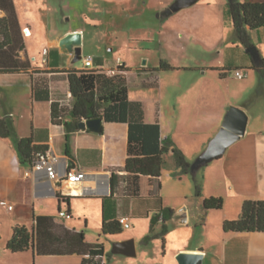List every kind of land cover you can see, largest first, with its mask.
Instances as JSON below:
<instances>
[{
	"label": "crops",
	"instance_id": "0c3cea01",
	"mask_svg": "<svg viewBox=\"0 0 264 264\" xmlns=\"http://www.w3.org/2000/svg\"><path fill=\"white\" fill-rule=\"evenodd\" d=\"M20 1H27V5L37 8L38 3H44L46 0H13L19 23L17 35L25 48L17 56L0 52V69L19 70L14 73H0V100H7L6 105H3L6 106L4 115L0 114V119L6 120L19 137H32L35 145L48 146L50 157L56 162L58 178L52 179L46 172H32L30 168L22 166L13 140L0 138V211H5L7 214L6 218L0 217V264H83V260L90 257L87 254V244L103 246L105 255L96 257L94 260L98 261L100 258H104V263L109 264L107 242L111 244L110 240L119 234L105 235L102 232L100 239L92 240L87 231L81 230L77 226H69L68 220L59 215L61 210L66 209L73 217H85L88 225L90 219L87 207L91 204L97 207V214L101 217V231L105 218L117 221L120 218L130 220L131 228L129 230H135L130 239H134L136 242L137 256L129 258H138V260L128 264H165L161 262V259L163 260L168 255V242L170 241L168 221L163 220L162 214L166 208L174 211L169 222L174 223L175 227H189L190 229L194 222L195 226L202 227V235L205 236L204 241L196 242L194 246H191L185 244L191 235L189 233L180 235L176 239L179 245H176L175 255L183 252L202 253L204 254V264H264V232H226L224 229L226 221L237 220L241 217L245 201L264 200V122H259L257 116L251 117L250 115L246 136L230 147L221 158L205 166L206 170L200 179V195L196 193L194 198L186 196L183 199L181 197L179 207H175L165 200L163 172L159 179H151L146 176H135L125 171L129 158V125L127 123L105 121L102 134L87 130L73 133L70 142V157L66 153L65 127L53 122L52 106L54 101L61 105L65 103L71 105L69 103L72 102V99L68 97L69 91H67L65 99L55 92L56 77L66 76L65 79L63 78V82L67 88L69 87L67 71L86 69L85 67L72 69L68 62L73 61V55L60 45L61 39L65 36L75 32L80 33L83 30H68L58 37H52L50 33L44 36L42 33L41 43L44 42V46H40L39 54H42L43 57L42 60L37 57V60H33L36 55L30 49L28 39L34 37V25L32 23L26 25L22 20ZM93 1L100 3L108 0ZM176 1L173 0L171 3L165 4L163 9L170 8ZM239 1L242 3L264 2V0ZM188 9V12L182 15L184 21L189 14H192L195 18L194 23L200 26L230 24L233 27L228 0H204L199 6L188 7ZM7 15L8 11L0 8V19ZM185 22L189 24V22ZM25 34L28 35L25 36ZM251 38L264 58V28L251 31ZM225 46L224 59L219 61L218 65H212L206 60L202 65L177 69L192 71L197 75H206L212 71L219 73L221 80H228L230 75L228 70L245 69L249 72L248 68L254 67L251 57L241 44L234 42ZM82 49L84 51L83 45ZM45 51L48 53L45 54ZM119 59L125 69L130 70L124 72V75L129 87V99L138 104L133 106L134 120L137 121L140 118L139 120L144 123L159 124L162 139H173V131L166 130L164 117L158 115L161 111L158 110L156 116L151 115L143 99L132 95V86H136L138 83H141L143 87L159 86L162 70H158L156 66H147L134 71L121 58H118L116 65L108 68L105 59L101 56L94 57L93 67L96 69L93 70L102 71L111 77L120 73ZM16 61L23 65L20 67ZM24 63H29L27 71H23ZM138 70H143L140 73L141 77L133 82L132 78L138 75ZM41 80L51 89L50 101H37L34 98L33 87L36 82H41ZM21 88L24 95L27 94L29 97V100L21 105L25 109L26 106H31L30 128L27 122L21 124L17 120L15 121L14 109L7 107L10 106L8 95L13 98L17 97V101L20 102L19 89ZM198 100L201 101L200 98ZM244 104L239 103L238 106L248 112L245 109L247 106ZM226 113L225 107L221 111H211L210 109L203 117L204 121L215 129L214 134H217L221 128ZM27 115L28 113L25 111L20 117L27 121ZM252 121L254 122L253 129L251 128ZM74 169L85 172L86 177L83 181L72 183L66 180L67 171ZM113 174L116 175L114 190L112 186ZM186 176L183 175L181 178ZM59 194L70 196L69 204L62 203L59 200ZM211 197L223 198V209L206 210L204 202ZM3 201L11 204L13 210H9L7 206L3 205ZM81 205L86 207L84 211L79 209ZM185 207L188 209V224L181 225L176 223L175 217ZM157 216H159L158 223L152 232L151 222ZM39 217L52 218L53 220L38 221ZM138 219L148 221L147 228L143 227V231L140 228L144 225H141ZM160 220L164 222V227L168 228L167 234L162 237L160 235L163 229H160ZM16 226H27L29 229H34L35 232H38L40 228L41 244L44 249L53 250L67 246L68 237L76 238L75 234L68 231L76 234L83 233L84 241L75 243L70 252L62 254L40 253L36 247L25 252L13 253L7 249V244L12 239ZM47 234L50 236L47 237ZM151 234L155 236L154 239L148 245L144 244V238ZM126 240H116L115 242ZM161 242L163 243L162 258L156 254L155 250ZM138 243L141 244V252ZM67 247H71V245ZM140 253L143 254V261L140 260ZM214 256L219 257L215 263H213Z\"/></svg>",
	"mask_w": 264,
	"mask_h": 264
},
{
	"label": "rangeland",
	"instance_id": "374dc122",
	"mask_svg": "<svg viewBox=\"0 0 264 264\" xmlns=\"http://www.w3.org/2000/svg\"><path fill=\"white\" fill-rule=\"evenodd\" d=\"M171 1L173 0H148L147 2L146 0H108L97 3L93 0H46L44 3H38L37 8L27 5V1H20V13L26 25L30 23L34 25V37L28 39V45L36 55L33 60L37 58L42 60L43 56L39 54L40 46H44V42L41 43L42 33L44 36L50 33L52 37H58L68 30H83L80 32L84 34L83 59L77 63L69 61L68 65L72 69L85 67L84 59L89 56L92 59L98 56L103 57L108 68L116 65L118 58H121L134 71L147 66L159 68L162 61L174 67V70L161 72L159 86L143 87L141 83H138L132 86V95L143 99L151 115L156 116L158 110L161 111L158 115L164 117L166 130L173 131L174 137L171 139L173 147L181 150L187 161L193 164L216 135L214 134L215 129L203 119L210 109L221 111L225 107L227 110L229 106L239 107V103H245L247 114L250 113L251 117L257 116L259 122H264V81L261 79L260 72L254 68H248L249 76L244 79H238L234 76V72H230L228 80H221L219 73L212 71L206 75H197L192 71L178 70L179 67L202 65L206 60L212 65H218L219 61L224 59L225 45L237 42L234 29L230 24L200 26L194 23L195 18L192 14L185 18L190 25L187 24L182 19V15L188 12V8L170 17L159 16L166 10L163 6ZM203 1L200 0L189 8H195ZM145 60L148 61L146 65H144ZM137 72L138 75L132 78L133 82L141 77L140 73L143 70ZM56 78L55 92L65 99L69 91V87L65 88L63 82L66 76L60 75ZM21 90L22 88L19 89L20 102L17 101V97L7 96L10 97V106L7 107L14 109L15 121L21 124L27 122L30 128L31 106H26L25 109L21 105L29 100V97ZM199 98L201 101L198 100ZM6 103L7 100H0L1 115H4L6 106L3 105ZM25 111L28 113L27 121L20 117ZM27 125H25L26 128ZM253 127L254 122L252 121L251 128ZM165 158L164 197L168 203L179 207L182 198L196 197V183L190 175H184L186 177L181 178L183 175L180 174L175 164L172 151ZM205 170L203 167L197 171L199 184ZM87 208L90 219L88 225L83 216H71L66 220L69 226H77L87 231L92 240L100 239L102 231L101 217L97 214L98 209L93 204ZM79 209L84 211L86 207L81 205ZM64 211L67 210L64 209ZM0 217L6 218V212L1 210ZM138 221L144 225L140 230L143 231L145 226L147 228V220L138 219ZM167 225L170 239L169 253L163 260L161 259L162 263L179 264L178 254L175 255L174 250L179 245L176 239L180 235L186 233L191 235L190 239L185 242L186 245L194 246L196 242L201 243L205 240L202 227L195 226L194 222L190 229L189 227H175L174 223L169 221ZM159 226L160 229L164 228L162 220ZM133 231L135 230L124 229L121 234L110 240L111 244L107 242L108 254L111 253L116 240L132 238ZM137 245L141 252V244ZM155 250L156 254L162 258L163 243L161 242ZM142 257L143 254L140 256V260L143 261ZM136 260L138 258L110 255L107 261L109 264H128ZM218 260L219 257L214 256L213 263Z\"/></svg>",
	"mask_w": 264,
	"mask_h": 264
},
{
	"label": "trees",
	"instance_id": "16d2710c",
	"mask_svg": "<svg viewBox=\"0 0 264 264\" xmlns=\"http://www.w3.org/2000/svg\"><path fill=\"white\" fill-rule=\"evenodd\" d=\"M0 8L6 9L8 15L0 19V52L17 56L25 48L22 40L18 39L19 23L13 6V0H0ZM229 13L232 19L233 28L236 36V42L245 49L254 47L251 38V31L264 28V2L242 3L239 0H228ZM25 33V31H24ZM25 36H27L25 34ZM253 62L254 69L261 74L264 81V58L261 64L256 66L252 56L247 53ZM18 64L19 62L16 61ZM20 67L23 65L19 63ZM27 71L29 63H24ZM175 68L166 62L160 64L158 70L170 71ZM236 69L228 70L233 72ZM19 71L12 68L0 69V73H14ZM120 73L108 76L102 71L93 69L70 70L68 73L69 92L72 94V102L68 105H61L54 101L52 106V120L57 125H63L66 130L67 150L66 153L71 157L70 142L73 133L80 130L79 124L90 118L103 117L106 122L127 123L129 125V158L125 171L135 176H146L151 179H159L162 176L163 168L166 163V155L172 151L175 164L180 170L181 175H190L196 183V193L200 195L201 186L198 182L197 171H192L191 163L187 161L185 155L178 148L173 147L170 139L163 140L161 137V127L159 124H148L137 121L133 118V103L129 99V87L124 72V65L119 67ZM224 75V74H223ZM33 95L37 101H50L51 89L44 81L36 82L33 87ZM139 116V115H138ZM142 120V119H141ZM0 138H10L13 140L19 162L22 166L33 168L38 158L42 154L49 152L48 146H39L34 144L32 137H19L4 119H0ZM118 178V176H117ZM116 184V175L113 174L112 186ZM59 200L64 204H69L70 196L59 194ZM107 203V202H106ZM105 203V210H106ZM224 206L223 198L211 197L206 199L204 207L206 210H221ZM60 212H63L62 210ZM59 212V213H60ZM68 217L71 213L66 211ZM163 220H171L174 211L170 208L162 212ZM159 216L154 217L151 222V231L158 223ZM53 220L52 218L39 217L38 221ZM63 228V227H62ZM226 232H264V200L245 201L241 217L237 220L226 221L224 223ZM124 231L123 226L117 220H108L103 222L102 232L105 235L121 234ZM39 228L38 232L29 229L27 226H16L12 239L7 244V249L13 253L25 252L37 248L40 253L62 254L70 252L75 243L84 241L83 233H74L75 237H68V245L71 247H59L44 249L41 244L42 234ZM168 228L164 227L161 237L166 235ZM50 235L47 234V237ZM74 236V235H73ZM53 237V235H52ZM154 235H148L143 243L148 245ZM88 259L83 260V264H94L95 258L105 255L104 248L101 245L87 244ZM112 255L111 253L108 256Z\"/></svg>",
	"mask_w": 264,
	"mask_h": 264
},
{
	"label": "water",
	"instance_id": "95a60500",
	"mask_svg": "<svg viewBox=\"0 0 264 264\" xmlns=\"http://www.w3.org/2000/svg\"><path fill=\"white\" fill-rule=\"evenodd\" d=\"M198 1L200 0H177L170 8L166 9L165 12L159 16L170 17L175 13L196 4ZM60 45L73 55V63H77L83 59V35L81 33H71L65 36L61 39ZM246 52L252 56L256 66L261 64L262 56L256 46L246 49ZM146 64L147 61L145 60L144 65ZM104 122L105 120L103 117L90 118L82 121L79 124V128L80 130H87L89 132L102 134L104 130ZM248 125L249 115L247 112L243 108L229 106L221 128L215 137L210 141L207 149L191 165L192 171H199L203 167L208 166L212 162L221 158L230 147L246 136ZM187 210L188 209L185 207L183 210L178 212L179 214L175 217L176 223L178 222L181 225L188 224ZM111 253L113 255L136 257V242L134 239L115 242L113 243ZM177 261L179 264H204V254L186 252L179 253Z\"/></svg>",
	"mask_w": 264,
	"mask_h": 264
},
{
	"label": "built area",
	"instance_id": "2783aa9c",
	"mask_svg": "<svg viewBox=\"0 0 264 264\" xmlns=\"http://www.w3.org/2000/svg\"><path fill=\"white\" fill-rule=\"evenodd\" d=\"M47 53L48 52L45 51V54H47ZM84 63H85L86 69H90L93 67V59L91 57L85 58ZM119 66H122L120 59H119ZM233 72H234V76L238 79L247 78L249 75V72L245 69H236ZM68 97H69V99H72V94L70 92L68 93ZM55 164H56V162L50 157V154L48 152L47 154L40 155L37 162L33 166V168H30V169L32 170V172L33 171H35V172H46L50 178L57 179L58 174H57ZM85 177H86L85 172L81 171L80 169L69 170V171H67V174H66V180H68L69 182H72V183L81 182L85 179ZM2 204L7 206L9 208V210H13V206L11 204H9L8 202L3 201ZM59 215L62 218H68V215L66 214L65 211L60 212ZM119 222L121 223V225L123 226L124 229H130L131 228L130 220L128 218H120ZM98 257H101V256H98Z\"/></svg>",
	"mask_w": 264,
	"mask_h": 264
},
{
	"label": "flooded vegetation",
	"instance_id": "af4514ba",
	"mask_svg": "<svg viewBox=\"0 0 264 264\" xmlns=\"http://www.w3.org/2000/svg\"><path fill=\"white\" fill-rule=\"evenodd\" d=\"M104 258H100L98 261H95L94 263H99V264H105L103 261Z\"/></svg>",
	"mask_w": 264,
	"mask_h": 264
}]
</instances>
